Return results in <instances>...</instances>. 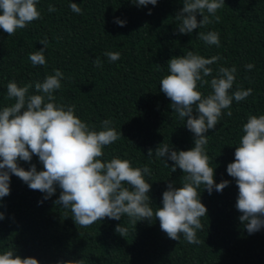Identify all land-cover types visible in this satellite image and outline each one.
<instances>
[{
	"label": "trees",
	"instance_id": "obj_1",
	"mask_svg": "<svg viewBox=\"0 0 264 264\" xmlns=\"http://www.w3.org/2000/svg\"><path fill=\"white\" fill-rule=\"evenodd\" d=\"M70 3L77 4L82 14L72 12ZM49 5L56 11L49 13ZM182 7L183 0H158L156 6L146 7H137L132 0H39L41 19L13 36L0 29V110L15 103L7 98L9 82L19 87L32 84L28 95H42L35 91V82L60 70L64 79L53 93L55 103L74 105L75 115L91 130H102L105 119L113 122L111 126L122 136L105 146L100 159L120 158L130 161L133 168L149 167L151 175L145 174L144 179L152 185L149 206L155 212L163 206L167 185L182 187L184 176L180 169L172 173L173 162L157 158L156 148L166 144L179 152L194 147V134L186 128V119L181 120L171 109V101L159 88L169 74L167 62L187 51L204 58L219 56L210 65L209 81L220 67L235 66L229 95L240 88H251L253 93L241 102L233 100L232 116L224 110L216 128L206 133L204 148L214 181L227 180L229 185L211 195L203 185L197 190L207 208L200 218L203 228L196 232L200 243L189 244L182 235L179 241L169 239L155 216L151 222L136 225L126 215L119 221L105 217L80 227L70 210L54 203L59 187L41 204L44 194L29 189L13 175L10 195L0 199V212L5 216L0 221V254L12 250L39 264L68 260H83L84 264H264V228L250 235L240 222L241 213L235 208L239 190L226 171L234 162L243 124L250 115H264V0H225L216 13L220 22L197 28L190 35L176 32L180 21L175 16ZM116 19L126 25L118 26ZM197 20L202 16L197 15ZM209 31L219 33V47L197 38L199 32ZM45 38L46 65L33 67L28 56L44 48L39 42ZM105 52H118L120 59L110 62ZM97 57L101 67L93 63ZM247 64L254 65L253 69L247 70ZM197 90L204 96L211 93L209 85ZM18 164L26 171L32 164L37 171L44 170L36 156L30 163ZM117 225L128 229L126 236L115 232Z\"/></svg>",
	"mask_w": 264,
	"mask_h": 264
},
{
	"label": "clouds",
	"instance_id": "obj_2",
	"mask_svg": "<svg viewBox=\"0 0 264 264\" xmlns=\"http://www.w3.org/2000/svg\"><path fill=\"white\" fill-rule=\"evenodd\" d=\"M38 2L0 0V29L13 36L18 29L41 19ZM132 3L137 7L156 6L158 0H132ZM224 5L225 0H183V7L175 16L180 21L177 34L190 35L197 28L214 21L219 23L216 13ZM69 7L72 12L82 14L77 4L70 3ZM48 11L55 12L56 8L49 5ZM197 15L202 16V20L198 21ZM114 22L120 27L126 25V21L119 19ZM197 38L207 45L220 46L218 32H199ZM39 43L44 48L28 56L33 67L46 65L44 53L48 41L45 38ZM104 55L110 62L120 59L118 52ZM220 59L219 56L204 58L187 51L186 55L167 62L169 74L160 81L159 88L171 101V109L181 120L186 119V128L194 134V147L179 152L166 144L156 148V157H167L173 162L170 171L180 169L184 176L182 187L167 185L162 194L163 206L155 212L149 206L148 193L152 185L144 179L145 174L151 175L149 167L133 168L130 161L120 158L100 159L105 146L122 136L111 126L113 122L105 119L101 122L102 130H91L75 115L74 105L65 107L55 103L53 93L61 88L64 79L58 69L43 82H35V91L42 95H28L32 84L23 87L14 81L7 84V98L14 99L15 103L0 110V199L10 195L14 175L29 189L44 194L41 204L59 187L60 195L54 203L70 210L74 223L80 227L87 228L105 217L119 221L126 215L130 223L136 225L138 221L151 222L155 216L169 239L179 241L182 235L187 243L199 244L196 232L203 228L200 218L206 215L207 208L200 202L197 190L203 185L211 195L213 190L222 192L229 185L227 180L219 184L214 181V169L209 166L204 148L208 142L206 133L216 128L224 110H228V117L232 116L233 100L241 102L253 93L251 88H240L229 95L236 78L235 66L220 67L215 77L210 81L206 79L212 76L210 65ZM93 63L96 67L102 66L98 57ZM253 67L245 65L249 71ZM205 85L211 88L207 96L197 90L198 86ZM242 131L234 162L227 165L226 171L239 190L235 205L241 213L239 220L251 235L264 228V115H250ZM152 155L149 149V159ZM33 156L38 157L44 170L37 171L34 164L27 171L19 166L18 161L30 163ZM165 166L169 167L166 162ZM4 218V213L0 212V221ZM115 232L124 237L128 229L117 225ZM0 264H39V261L32 257L21 258L8 250L0 254ZM59 264H84V261L68 260Z\"/></svg>",
	"mask_w": 264,
	"mask_h": 264
}]
</instances>
